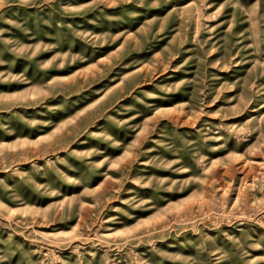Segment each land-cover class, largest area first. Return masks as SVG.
<instances>
[{"label": "rangeland", "instance_id": "374dc122", "mask_svg": "<svg viewBox=\"0 0 264 264\" xmlns=\"http://www.w3.org/2000/svg\"><path fill=\"white\" fill-rule=\"evenodd\" d=\"M0 264H264V0H0Z\"/></svg>", "mask_w": 264, "mask_h": 264}]
</instances>
